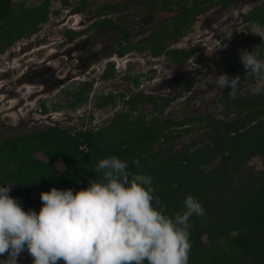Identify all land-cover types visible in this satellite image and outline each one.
Wrapping results in <instances>:
<instances>
[{
  "label": "trees",
  "instance_id": "16d2710c",
  "mask_svg": "<svg viewBox=\"0 0 264 264\" xmlns=\"http://www.w3.org/2000/svg\"><path fill=\"white\" fill-rule=\"evenodd\" d=\"M237 1L166 0L164 9L173 10L177 4L175 31L181 35V26L191 16L221 6L229 8ZM52 2L28 4L22 0L17 4L16 0H0V53L39 32L53 11ZM245 21L264 28V2L245 14ZM159 33L152 39L155 55L165 45ZM73 35L69 33L70 39ZM246 50L264 57V40ZM240 66L242 81L236 95L221 99L223 113H233V118L212 114L182 119H149L145 115L133 118V111L154 101L135 96L129 102V112L118 114L108 126L96 131L53 124L30 134L6 137L0 142V184H15L10 195L18 198L25 210L39 212L41 192L53 187L74 192L87 188L90 180L98 178L94 169L99 160L117 155L133 172L153 178L154 195L166 215L182 213L188 195L202 203L205 215L190 219L189 264H264V94L243 92L247 84L261 82L254 74L246 73L241 61ZM93 87V83L83 84L62 108L76 112L89 100ZM116 98L113 94L103 95L96 108L115 104ZM168 103L158 104L157 110L163 114ZM42 111H49L46 104H42ZM197 129L207 130L202 141L176 148L179 139ZM134 159L140 161L139 168L133 165ZM256 160H262L260 170L252 165Z\"/></svg>",
  "mask_w": 264,
  "mask_h": 264
},
{
  "label": "flooded vegetation",
  "instance_id": "af4514ba",
  "mask_svg": "<svg viewBox=\"0 0 264 264\" xmlns=\"http://www.w3.org/2000/svg\"><path fill=\"white\" fill-rule=\"evenodd\" d=\"M43 1L45 0H39L37 4ZM60 1L66 9L73 6L72 0H68L67 4ZM263 2L264 0H260L251 4L252 9ZM238 3L240 2L233 3L229 8L221 6L200 12L193 18L191 16L181 26L180 35L175 31L178 26L175 24L178 6L174 4V9L168 11L164 9L166 0H80L71 8L73 13L65 14L61 22L68 27L62 31L61 42L67 43L69 47L54 57L66 56L73 61L74 72L58 77L56 68L49 62L53 59L49 58L48 61L39 63L41 67L38 66V69H33L31 73L20 78L19 82H41L44 85L52 82L93 83L92 97L94 94L101 99L107 94L122 96V113L131 110L129 102L133 97L143 95L144 98H152L154 101L142 104L140 110L133 113H142L149 117L144 112L150 109L153 112L152 117H162L180 99L191 105L196 100L200 101L203 91L198 90L196 83L201 82L203 77H208L205 82H211L215 79L214 75L221 73L240 76L243 72L240 66L241 50L261 45V37L251 32L244 34L246 29L240 30L242 21L247 23V30H251L253 26L245 21V14L242 15V20H238L241 16L232 12ZM76 12L81 14L83 23L86 24L81 28L79 23V27H75L78 30L70 28L69 24V18ZM159 31V34H163L165 45L160 49V54L155 55L152 39H156L155 33ZM70 32H74L73 39L69 37ZM47 44H50L48 39L40 42L38 46ZM142 47L146 49L142 50ZM23 50V53L31 51L32 45L25 46ZM256 54L264 59L259 53ZM117 77H120V87L117 83L111 84L117 82ZM99 82L108 84L99 85ZM135 82H139V85ZM116 88L122 90L116 91ZM176 90L177 93H174ZM167 101L169 103L162 114L157 110V105ZM220 103L224 116L221 118H225L222 100ZM201 104H198V111L206 107ZM193 109L188 110L185 116L172 115V118L194 116L197 110ZM209 114L215 116L212 112L200 115Z\"/></svg>",
  "mask_w": 264,
  "mask_h": 264
},
{
  "label": "clouds",
  "instance_id": "9594fccd",
  "mask_svg": "<svg viewBox=\"0 0 264 264\" xmlns=\"http://www.w3.org/2000/svg\"><path fill=\"white\" fill-rule=\"evenodd\" d=\"M37 4L39 0H30ZM250 32L264 40V28L254 25ZM246 73L261 84L253 94H264V59L252 50H241ZM211 81L219 89L230 88L235 96L241 78L226 73ZM139 168L140 161H132ZM98 178L87 188H51L41 192L37 212L25 210L10 195L13 183L0 184V264H18L22 252L33 264H189L192 248L190 219L203 217L202 203L192 195L184 200V211L165 214L154 195L153 178L133 172L117 155L99 160ZM7 253V259H3Z\"/></svg>",
  "mask_w": 264,
  "mask_h": 264
},
{
  "label": "rangeland",
  "instance_id": "374dc122",
  "mask_svg": "<svg viewBox=\"0 0 264 264\" xmlns=\"http://www.w3.org/2000/svg\"><path fill=\"white\" fill-rule=\"evenodd\" d=\"M21 1L22 0H16V3L18 4ZM51 1H53L51 8L53 11L50 13L47 23L42 25L39 33L29 39L17 41L15 45L8 48L5 53H0V142L6 137H13L18 134H30L53 124H60L68 128H76L77 130L91 129L96 131L108 126L118 114L124 112L122 99L119 97L117 98V103L108 105L101 110L97 109L96 104L102 99L96 97V94H94L93 97L90 95L89 100L84 105L80 106L76 112H69L62 108V105L73 99L74 93L79 86H82L84 83L59 82L54 84V82H52L44 85L41 82H19L20 78L31 73L33 69H38V66H40L39 63L48 61L49 58L53 59L49 62L56 68L58 77H64L74 72L73 61H70L66 56H60L59 58L54 57L55 54H59L69 47L67 43L61 42L62 31L68 28L62 25L61 22L65 14L68 15L70 12L73 13V11H70L71 8L80 0H72L73 6L67 9L62 7V2L60 0ZM191 5L192 3L189 6L191 7ZM252 8L253 5L244 6L238 3L235 7V11L232 12H235L237 16L240 15L241 17L238 20H242V15L247 14ZM54 10H58V12L55 13ZM79 23L81 24V28L86 26V24L83 23L81 14L76 12L74 16L69 18L70 28L78 30L76 28L79 27ZM244 29H246L245 32H243ZM240 30H243L241 32L244 34L250 33V30H247V23L244 21L240 23ZM46 39L49 40L50 44L38 46L40 42ZM31 45L32 50L23 53V48ZM207 78L208 77H203L201 82L196 83L198 90L203 91L200 101L196 100L194 102L195 104L193 105L192 103L191 105L187 101H182V99H180L168 108V113L166 115L164 114L162 118H172V115L183 116L184 114L186 115L188 110H192V108H194V111L197 110L196 115L212 112L215 116L221 118L223 116L221 112L223 107L220 103L221 97L228 95L231 89L228 87L223 90L219 89L215 87L214 84L205 82ZM116 81L117 82H112L111 84L117 83L120 87V77H117ZM98 84L106 85L108 83L99 82ZM258 84L253 82L247 84L243 92H252V89ZM114 90L120 91L122 89L116 88ZM201 101H203L202 104L206 107L198 111V104H201ZM42 104H46L49 111L46 113L43 112ZM145 113L149 115V118H153V112L150 111V109L146 110L144 114ZM92 114L94 115L93 119H91ZM193 114H195V112H193ZM141 115L142 113L139 115L133 114V118H137ZM232 115L233 113L225 115V118L226 116H228L227 119L233 118ZM206 132V129H197L191 134L185 135V137L177 141L176 148L178 149L183 144H188L194 140L202 141V139L206 137ZM252 165L256 166L255 168L257 170H260L263 166L262 160H256ZM205 239L207 240L206 237ZM7 255L8 254L5 253L2 258L7 259ZM17 261L18 264H33V257L25 250L17 258Z\"/></svg>",
  "mask_w": 264,
  "mask_h": 264
},
{
  "label": "water",
  "instance_id": "95a60500",
  "mask_svg": "<svg viewBox=\"0 0 264 264\" xmlns=\"http://www.w3.org/2000/svg\"><path fill=\"white\" fill-rule=\"evenodd\" d=\"M258 1H260V0H240L239 2H240L241 5L247 6V5H251V4L257 3ZM174 93H177V90ZM170 95H173V93L170 94Z\"/></svg>",
  "mask_w": 264,
  "mask_h": 264
}]
</instances>
